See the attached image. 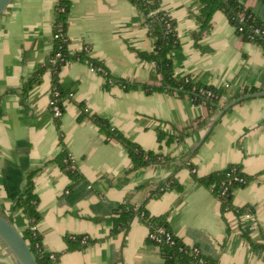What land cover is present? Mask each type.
<instances>
[{
  "label": "crops",
  "instance_id": "0c3cea01",
  "mask_svg": "<svg viewBox=\"0 0 264 264\" xmlns=\"http://www.w3.org/2000/svg\"><path fill=\"white\" fill-rule=\"evenodd\" d=\"M239 1L264 22V2ZM55 2L12 0L0 15V211L20 230L28 226L14 204L26 176L35 171L41 214L35 226L45 249L61 252L56 264H166L161 249L148 241L149 229L140 217L125 232L110 234L118 204L145 200L149 214L167 215L172 234L182 243L222 264H264V248L253 246L264 243V97L237 102L203 137L226 103L197 128L210 114L208 106L192 104L171 90L126 89L86 63L71 61L58 72L60 85L71 95L57 128L49 109L48 66L40 82L22 93L23 84L47 64L52 51ZM160 7L173 18L179 40L170 52L175 77L225 86L230 97L244 89L264 91V51L242 40L223 11L213 14L196 45L200 0H160ZM66 36L70 53L87 47V55L101 61L110 76L160 84L154 64L138 55L151 52L154 41L130 0H71ZM82 108L87 115L80 118ZM88 114L105 118L146 150L171 153V159L129 170L125 147L107 139ZM187 128L193 131L178 146L157 141L160 129L174 134ZM62 148L83 178L72 190L68 174L54 160ZM190 151H195L189 160L193 169L183 164ZM229 164L240 165L250 177L233 194V204L250 208V216L222 213L218 198L194 177ZM171 175L181 189L149 198L156 184ZM66 235L94 242L66 251ZM0 264H17L1 244Z\"/></svg>",
  "mask_w": 264,
  "mask_h": 264
},
{
  "label": "trees",
  "instance_id": "16d2710c",
  "mask_svg": "<svg viewBox=\"0 0 264 264\" xmlns=\"http://www.w3.org/2000/svg\"><path fill=\"white\" fill-rule=\"evenodd\" d=\"M137 10L142 14L144 19V25L147 28L149 35L153 38L154 47L151 52H138L141 59L152 62L160 76L159 85H147L141 83H130L126 80L114 78L110 76L103 63L95 58L87 55L88 49H83L78 53H70L68 51V39L66 36V30L68 25V14L71 6V0H56L53 7V33L59 34L57 38L52 39V51L50 55H55L56 52H60L62 59L57 60L50 64L48 63L38 70L36 75L27 79L22 86V93H26L30 88L40 82L44 69L50 68L52 72V84L59 90L57 100L64 112V103L71 95V92L67 88H63L58 81V72L60 68L71 61H79L86 63L89 67L95 69L96 72L105 76L108 82H114L126 89L142 87L146 92H154L161 90H171L177 92L181 96L188 94L189 96L197 95L194 102L195 105H203L204 98L197 94L193 88L206 87L212 89L216 94H225L226 87L214 86L211 84H203L193 80L190 76L175 77L173 75V63L170 57V52L173 49L179 47V40L176 35L175 22L173 18L163 11L160 7V0H130ZM264 2V0H258ZM201 8L198 15L200 23L199 31L194 36V42L196 45L202 35V33L208 28L210 20L213 14L217 10L223 11L228 20L234 26L237 34L246 42H253L261 46L264 51V35L256 33L255 29L260 28L264 30V22H262L252 9L245 7L239 0H200ZM153 12L152 14H150ZM242 14V16H239ZM49 55V56H50ZM102 68V70H100ZM188 78V80L185 79ZM255 92L257 88L244 89L242 93ZM236 97V95L229 96L228 101ZM210 108V114L203 120L197 123L196 127L204 126L206 120L212 117L213 113L220 107V104L215 99H206L205 104ZM50 109V107H49ZM80 118L87 115V112L82 108ZM51 112V109H50ZM1 114V107H0ZM88 116L96 123L99 131L107 138H113L120 142L126 149L131 167L129 170L138 169L151 164H160L167 162L171 159V153H162L161 151L146 150L138 145L133 140L127 138L117 128L113 127L105 118H102L95 114H88ZM56 127L60 126V117H54ZM193 131L192 129H182L181 131L171 134L163 130L157 131V141L161 144L170 145L175 144L178 146L184 139ZM61 137V136H60ZM195 151L186 153L187 161L184 160V165L193 167L189 160L193 157ZM55 162L58 166L68 174L70 181L68 189L72 190L78 183L82 181L81 174L76 170L74 166L73 157L62 148L55 157ZM193 169V168H192ZM35 171L29 172L26 176L25 183L22 191L15 200V208L19 209L26 219L28 220V226L21 232L24 239L30 246V249L35 257L37 264H56L59 260L61 252H51L45 249L43 245V239L35 224L39 221L41 214L38 210V196L34 191V176ZM196 180L207 186L212 193L218 198L220 203V210L222 213L226 211H232L237 215L250 212L252 210L248 207H238L233 204L234 191L240 187L245 186L250 177L246 175L240 165L229 164L221 170L213 171L205 176L198 177L194 175ZM235 177L242 178L243 182L235 180ZM226 187L224 194H220L221 189ZM166 189L180 190L181 185L177 182L173 175L166 180L158 182L154 189L151 190V197H159L161 193ZM147 198V199H149ZM146 200L140 205H134L129 202L120 203L115 209L113 217V226L110 234H116L119 232H125L130 226L134 217H140L148 226L149 232H154L159 228H164L169 232L173 239V243L162 241L156 242L149 237L148 241L157 245L162 252V256L166 264H222L216 258L210 257L200 252L199 248L197 252L192 251L193 247L182 243L179 238L172 234L167 215L165 213L160 215H151L146 209ZM10 218V217H9ZM11 219V218H10ZM12 220V219H11ZM34 228L32 229V227ZM242 235L247 237L243 232ZM82 235L71 236L66 235L64 240L66 243V251L76 249L78 247L86 246L94 242V239L85 238ZM254 247L264 248L263 244H253ZM51 255H54L52 257Z\"/></svg>",
  "mask_w": 264,
  "mask_h": 264
},
{
  "label": "water",
  "instance_id": "95a60500",
  "mask_svg": "<svg viewBox=\"0 0 264 264\" xmlns=\"http://www.w3.org/2000/svg\"><path fill=\"white\" fill-rule=\"evenodd\" d=\"M12 0H0V15L5 11ZM264 97V91H255L241 94L221 106L220 111L211 120L204 136L208 134L214 123L221 117L225 110L244 99ZM203 137L201 139H203ZM20 230L14 222L0 211V244L6 249L17 264H37L29 244L24 239Z\"/></svg>",
  "mask_w": 264,
  "mask_h": 264
},
{
  "label": "built area",
  "instance_id": "2783aa9c",
  "mask_svg": "<svg viewBox=\"0 0 264 264\" xmlns=\"http://www.w3.org/2000/svg\"><path fill=\"white\" fill-rule=\"evenodd\" d=\"M153 12H151L150 14H152ZM239 16H242V14H239ZM256 33H261L264 35V30L260 29V28H256L255 29ZM59 36L58 33L54 32L52 34V39L53 38H57ZM83 49L87 50V47H84ZM57 58L62 59V55L60 52H56L55 55H50L48 58V63L53 64ZM93 71H95L94 68L90 67ZM51 70V69H50ZM102 70V68L100 69ZM52 74V72H51ZM186 80H188L187 77H185ZM225 87V86H224ZM194 91L197 92L198 95H200L201 97L204 98L203 100V105L205 104V100L206 99H215L218 101V103L220 104H224L228 102V98L229 95L227 93L225 94H216L215 92H213L212 89L206 88V87H199L198 89L193 88ZM59 95V90L57 89V87L55 85L52 84V87L50 89V100H49V107L51 109V113L53 115V117H60L62 115V108L59 105V102L57 100V96ZM185 97L192 103L194 104L197 95H193V96H189L188 94H185ZM235 180H238L240 182H243L242 178H238L235 177ZM226 191V187L221 189L220 194H224ZM246 215L250 216L251 213L247 212L245 213ZM34 228V226L32 227V229ZM148 237L156 242H162L163 240L166 242H170L173 243V239L171 237V235L169 234V232L165 231L164 228H159L154 232H148ZM85 239V237L83 238ZM192 251L197 252L198 248L197 247H193ZM52 257H54V255H51Z\"/></svg>",
  "mask_w": 264,
  "mask_h": 264
}]
</instances>
